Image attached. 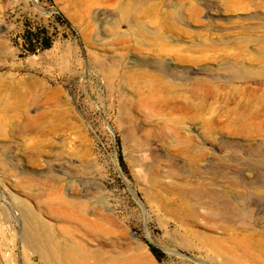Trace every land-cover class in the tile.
<instances>
[{
	"label": "rangeland",
	"instance_id": "rangeland-1",
	"mask_svg": "<svg viewBox=\"0 0 264 264\" xmlns=\"http://www.w3.org/2000/svg\"><path fill=\"white\" fill-rule=\"evenodd\" d=\"M0 264H264V0H0Z\"/></svg>",
	"mask_w": 264,
	"mask_h": 264
},
{
	"label": "trees",
	"instance_id": "trees-1",
	"mask_svg": "<svg viewBox=\"0 0 264 264\" xmlns=\"http://www.w3.org/2000/svg\"><path fill=\"white\" fill-rule=\"evenodd\" d=\"M22 42L24 48L30 52L34 53L35 51V44H38L40 50H47L51 46V42L49 37L46 35V31L44 29L36 30L34 32L25 31L24 35H22ZM151 254L159 260L163 254L156 249L155 247L148 245Z\"/></svg>",
	"mask_w": 264,
	"mask_h": 264
}]
</instances>
